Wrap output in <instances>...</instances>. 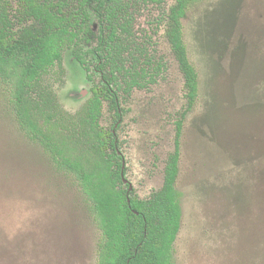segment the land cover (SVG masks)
<instances>
[{"label": "rangeland", "instance_id": "obj_1", "mask_svg": "<svg viewBox=\"0 0 264 264\" xmlns=\"http://www.w3.org/2000/svg\"><path fill=\"white\" fill-rule=\"evenodd\" d=\"M175 2H149L136 14L134 29L151 37L162 68L149 88L121 90L117 133L141 198L163 185L187 105L184 75L157 20ZM182 23L199 93L179 137L182 219L172 264H264V0H199ZM87 74L89 81L66 50L41 80L54 103L39 122L56 138L83 128L99 80ZM114 120L104 101L99 123L111 129ZM94 218L75 175L21 127L0 79V264H98Z\"/></svg>", "mask_w": 264, "mask_h": 264}, {"label": "trees", "instance_id": "obj_2", "mask_svg": "<svg viewBox=\"0 0 264 264\" xmlns=\"http://www.w3.org/2000/svg\"><path fill=\"white\" fill-rule=\"evenodd\" d=\"M164 0H0V79L21 127L78 179L101 230L98 264H172L182 212L176 179L183 118L199 93V73L190 61L182 18L199 0H176L157 18L184 75L187 105L176 123L175 148L168 155L164 182L141 198L124 182L125 161L118 137L123 116L121 90L149 88L162 66L150 55L148 33L137 34L136 14ZM141 39V40H139ZM68 50L99 77L83 128L70 140L44 129L40 117L54 99L41 87L49 70ZM91 79L90 74H87ZM114 110L111 129L98 119L103 102ZM49 119V117H48ZM71 141V143H69Z\"/></svg>", "mask_w": 264, "mask_h": 264}, {"label": "water", "instance_id": "obj_3", "mask_svg": "<svg viewBox=\"0 0 264 264\" xmlns=\"http://www.w3.org/2000/svg\"><path fill=\"white\" fill-rule=\"evenodd\" d=\"M70 53V52H69ZM70 55H71V53H70ZM71 59H72V65L76 68V69H78V71H79V73H80V76L81 77H83V76H86V77H88L87 76V72H86V70L83 68V66L81 65V63L80 62H78L72 55H71ZM85 77V79H87V81H89V78H86ZM84 94V91H81L80 92V96H82ZM124 182L125 183H128V179H126V178H124ZM130 188H132V185H130Z\"/></svg>", "mask_w": 264, "mask_h": 264}, {"label": "flooded vegetation", "instance_id": "obj_4", "mask_svg": "<svg viewBox=\"0 0 264 264\" xmlns=\"http://www.w3.org/2000/svg\"><path fill=\"white\" fill-rule=\"evenodd\" d=\"M160 76V75H159ZM158 76V77H159ZM125 168H126V161H124V164H123V170H122V174H124V170H125ZM128 184H129V190H132V189H135L134 188V185L132 184V182L130 181V180H128ZM130 185H132V188H130Z\"/></svg>", "mask_w": 264, "mask_h": 264}]
</instances>
